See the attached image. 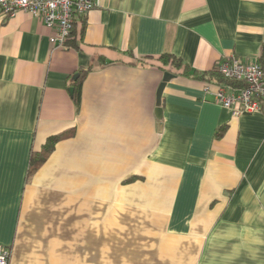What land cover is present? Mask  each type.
<instances>
[{
	"label": "crops",
	"instance_id": "1",
	"mask_svg": "<svg viewBox=\"0 0 264 264\" xmlns=\"http://www.w3.org/2000/svg\"><path fill=\"white\" fill-rule=\"evenodd\" d=\"M93 1L76 47L53 48L28 13L0 18L8 264H264V101L233 117L156 61L264 67V0ZM88 66L76 106L72 77ZM68 130L28 178L31 151Z\"/></svg>",
	"mask_w": 264,
	"mask_h": 264
},
{
	"label": "built area",
	"instance_id": "2",
	"mask_svg": "<svg viewBox=\"0 0 264 264\" xmlns=\"http://www.w3.org/2000/svg\"><path fill=\"white\" fill-rule=\"evenodd\" d=\"M95 6L93 0H0V18L24 12L38 18L51 32L53 48H64L74 19L84 18ZM214 70L225 80L222 84H206L204 92L213 102L233 117L259 113L264 101V67L258 62H245L228 56L218 61ZM9 251L0 246V264H8Z\"/></svg>",
	"mask_w": 264,
	"mask_h": 264
},
{
	"label": "trees",
	"instance_id": "3",
	"mask_svg": "<svg viewBox=\"0 0 264 264\" xmlns=\"http://www.w3.org/2000/svg\"><path fill=\"white\" fill-rule=\"evenodd\" d=\"M85 29V19L76 18L72 24V30L69 36L66 45L70 47H76V41L81 40ZM150 60L149 58L139 59L138 62L145 63ZM156 61L159 63V68L167 71H181V74L193 79L204 81L206 84H222L225 83V80L215 71L214 69L208 72H199L191 69L186 64L183 63L180 57L171 54L165 53L160 55ZM260 64V63H259ZM261 65V64H260ZM91 66L80 67L76 70L74 75H77V78L72 81L71 86L73 88V99L76 106L79 105L80 100V90L81 82L84 79L85 75L91 70ZM224 128H221L218 131L217 136H220ZM72 135V131H64L55 135H52L46 139L43 145L39 150H32L28 163V178H30L33 173H35L41 165L47 160L52 151L54 150L55 144L69 136Z\"/></svg>",
	"mask_w": 264,
	"mask_h": 264
},
{
	"label": "water",
	"instance_id": "4",
	"mask_svg": "<svg viewBox=\"0 0 264 264\" xmlns=\"http://www.w3.org/2000/svg\"><path fill=\"white\" fill-rule=\"evenodd\" d=\"M171 77H172V75H170L169 73H165L164 76H163V82H162V84L160 85V87L158 89V94H157V109H156V117H157L158 120H159V118L161 116V109L159 108L160 94H161L162 88L165 85V82L168 79H170ZM76 78H77V75H73L72 80H75ZM72 92H73V89L71 88L70 89V93H72Z\"/></svg>",
	"mask_w": 264,
	"mask_h": 264
}]
</instances>
